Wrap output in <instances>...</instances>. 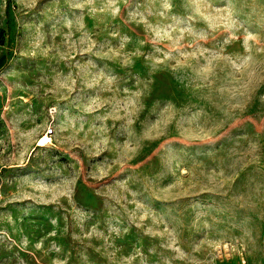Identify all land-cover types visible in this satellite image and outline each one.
<instances>
[{
  "label": "rangeland",
  "instance_id": "obj_1",
  "mask_svg": "<svg viewBox=\"0 0 264 264\" xmlns=\"http://www.w3.org/2000/svg\"><path fill=\"white\" fill-rule=\"evenodd\" d=\"M0 264H264V0H0Z\"/></svg>",
  "mask_w": 264,
  "mask_h": 264
},
{
  "label": "bare ground",
  "instance_id": "obj_2",
  "mask_svg": "<svg viewBox=\"0 0 264 264\" xmlns=\"http://www.w3.org/2000/svg\"><path fill=\"white\" fill-rule=\"evenodd\" d=\"M38 145H46L51 139L49 134H44L39 138Z\"/></svg>",
  "mask_w": 264,
  "mask_h": 264
}]
</instances>
